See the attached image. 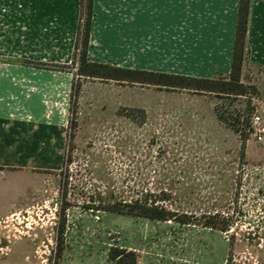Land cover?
Wrapping results in <instances>:
<instances>
[{
    "label": "rangeland",
    "instance_id": "1",
    "mask_svg": "<svg viewBox=\"0 0 264 264\" xmlns=\"http://www.w3.org/2000/svg\"><path fill=\"white\" fill-rule=\"evenodd\" d=\"M81 3L0 0V264H112V246L137 264H264V141L251 130L241 144L214 113L217 101L264 104V0H253L243 68L256 94L228 99L78 76ZM237 4L94 0L89 58L227 76ZM131 107L142 122L119 114ZM155 184L194 217L228 211L232 229L81 206L97 191Z\"/></svg>",
    "mask_w": 264,
    "mask_h": 264
},
{
    "label": "trees",
    "instance_id": "2",
    "mask_svg": "<svg viewBox=\"0 0 264 264\" xmlns=\"http://www.w3.org/2000/svg\"><path fill=\"white\" fill-rule=\"evenodd\" d=\"M81 1L80 15L84 23L78 25L77 28L78 41L81 48L74 56L76 74L78 76L112 80L132 85L154 86L160 90L164 89L167 91L185 90L198 94H211L220 99L223 97L225 99L240 98L247 96V94H256V87L254 85H247L243 80V68L248 52L247 39L253 0H238L230 70L227 76L221 75L212 78L124 67L90 59L89 45L92 32L94 0ZM252 112L253 107L249 99L229 103L217 101L214 106V113L218 121L237 135L241 144L246 140V136L249 135L251 130H253L251 125ZM119 114L125 115L131 120L142 122L141 120L146 113L142 108L131 107L127 111L121 110ZM67 192L66 183L65 192L62 194L65 200ZM131 193L132 195L130 196H124L122 192L115 193L111 189H108L106 193L97 191L94 196L92 195L90 198H87L81 206L84 210L91 209L151 222L173 221L181 226L197 224L204 228L224 233L231 230L234 224L232 214L227 213L228 211L224 212L221 209H216L214 205L213 208L203 212L200 217H194L192 213L188 212V209L182 208V211H180L181 204L178 203L180 205L178 208L177 203L170 199V193L160 189L158 184H155L154 189L141 188L136 191L132 189ZM70 205V201L66 200L65 204L62 203L61 205V211H64ZM63 230L62 226L59 229L61 234ZM231 236L233 237V235ZM57 248L62 250L60 246ZM107 260L114 264H136L137 255L134 251L112 246L108 251Z\"/></svg>",
    "mask_w": 264,
    "mask_h": 264
},
{
    "label": "built area",
    "instance_id": "3",
    "mask_svg": "<svg viewBox=\"0 0 264 264\" xmlns=\"http://www.w3.org/2000/svg\"><path fill=\"white\" fill-rule=\"evenodd\" d=\"M253 135L259 142L264 141V104L261 109H256L251 116Z\"/></svg>",
    "mask_w": 264,
    "mask_h": 264
},
{
    "label": "crops",
    "instance_id": "4",
    "mask_svg": "<svg viewBox=\"0 0 264 264\" xmlns=\"http://www.w3.org/2000/svg\"><path fill=\"white\" fill-rule=\"evenodd\" d=\"M235 22H236V20H235ZM1 152V151H0ZM110 263H112V262H110ZM112 264H114V263H112ZM136 264H137V262H136Z\"/></svg>",
    "mask_w": 264,
    "mask_h": 264
}]
</instances>
